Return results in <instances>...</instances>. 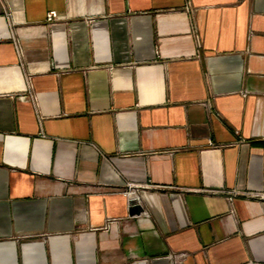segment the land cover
<instances>
[{
  "label": "crops",
  "instance_id": "0c3cea01",
  "mask_svg": "<svg viewBox=\"0 0 264 264\" xmlns=\"http://www.w3.org/2000/svg\"><path fill=\"white\" fill-rule=\"evenodd\" d=\"M262 192L264 0H0V264H264Z\"/></svg>",
  "mask_w": 264,
  "mask_h": 264
},
{
  "label": "built area",
  "instance_id": "2783aa9c",
  "mask_svg": "<svg viewBox=\"0 0 264 264\" xmlns=\"http://www.w3.org/2000/svg\"><path fill=\"white\" fill-rule=\"evenodd\" d=\"M57 18H58V16H57V14L55 12H50V13L47 14V22L56 21ZM123 193L127 195L129 192L128 191H124ZM228 193H229L228 198L230 200H232V196L237 194V193H240V192L237 191V190H233L232 192H228ZM250 194H251V196L256 197L258 199H261V200L264 199V192H262L261 194H256V193H250Z\"/></svg>",
  "mask_w": 264,
  "mask_h": 264
}]
</instances>
